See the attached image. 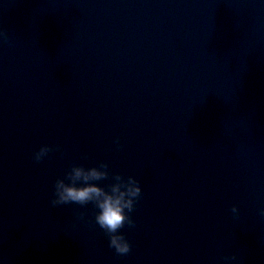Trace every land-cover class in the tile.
<instances>
[{"label": "water", "instance_id": "water-1", "mask_svg": "<svg viewBox=\"0 0 264 264\" xmlns=\"http://www.w3.org/2000/svg\"><path fill=\"white\" fill-rule=\"evenodd\" d=\"M0 30V264H264V0H0ZM101 163L142 188L127 255L51 205Z\"/></svg>", "mask_w": 264, "mask_h": 264}, {"label": "clouds", "instance_id": "clouds-1", "mask_svg": "<svg viewBox=\"0 0 264 264\" xmlns=\"http://www.w3.org/2000/svg\"><path fill=\"white\" fill-rule=\"evenodd\" d=\"M0 37H5L3 30H0ZM119 145V138L115 141ZM53 151L49 145H43L34 153V160L43 161L48 154ZM110 176L109 165L101 163L97 167L85 168L74 165L67 172L65 178L57 179L54 185V198L51 200L53 207L68 204H78L86 206L89 203L95 205V224H97L108 236L109 247L121 256L127 255L132 244L121 233V229L128 225L135 227V220L132 213L135 210L137 201L142 195L140 182L134 176L125 178L121 174H115L112 178L114 183L110 185V190L95 183ZM234 215H239V209L233 206L231 209ZM259 214L264 216V208L259 210ZM85 218L84 213H80L79 219ZM236 260L235 256L226 258Z\"/></svg>", "mask_w": 264, "mask_h": 264}]
</instances>
